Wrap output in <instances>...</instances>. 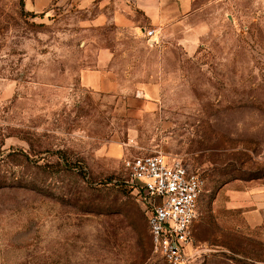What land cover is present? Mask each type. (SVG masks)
Segmentation results:
<instances>
[{
	"label": "rangeland",
	"instance_id": "rangeland-1",
	"mask_svg": "<svg viewBox=\"0 0 264 264\" xmlns=\"http://www.w3.org/2000/svg\"><path fill=\"white\" fill-rule=\"evenodd\" d=\"M101 3L0 0V264H167L125 165L153 153L206 182L196 264H264V0H199L195 55L167 51L162 73L143 17L91 25ZM106 48L119 93L81 83Z\"/></svg>",
	"mask_w": 264,
	"mask_h": 264
},
{
	"label": "built area",
	"instance_id": "built-area-1",
	"mask_svg": "<svg viewBox=\"0 0 264 264\" xmlns=\"http://www.w3.org/2000/svg\"><path fill=\"white\" fill-rule=\"evenodd\" d=\"M156 31L148 30L151 40ZM128 183L139 196L147 218L151 247L167 264H196L208 250L195 246L193 226L199 218L206 182L183 161L161 153L127 160Z\"/></svg>",
	"mask_w": 264,
	"mask_h": 264
},
{
	"label": "crops",
	"instance_id": "crops-1",
	"mask_svg": "<svg viewBox=\"0 0 264 264\" xmlns=\"http://www.w3.org/2000/svg\"><path fill=\"white\" fill-rule=\"evenodd\" d=\"M102 2L100 14L94 17L91 25L102 26L111 24L125 29L140 27L138 14H140L148 28L146 31H156L153 48L159 49V70L165 72L166 57L178 55L168 53L169 50H183L188 56L196 52V39L185 38L188 30V18L196 11L199 0H97ZM116 54L110 49H101L97 54V67L82 73L81 83L87 89L102 93L112 94L122 91L123 82L116 67ZM144 77L135 85V92L140 94L150 107L152 102L162 98L163 82L158 77L149 80Z\"/></svg>",
	"mask_w": 264,
	"mask_h": 264
}]
</instances>
